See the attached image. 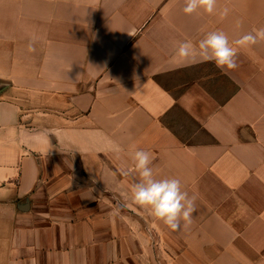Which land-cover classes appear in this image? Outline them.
<instances>
[{"label":"crops","instance_id":"0c3cea01","mask_svg":"<svg viewBox=\"0 0 264 264\" xmlns=\"http://www.w3.org/2000/svg\"><path fill=\"white\" fill-rule=\"evenodd\" d=\"M184 6L0 0V264H264V42L226 72L173 59L264 27V0ZM137 149L197 196L187 228L132 201Z\"/></svg>","mask_w":264,"mask_h":264},{"label":"clouds","instance_id":"9594fccd","mask_svg":"<svg viewBox=\"0 0 264 264\" xmlns=\"http://www.w3.org/2000/svg\"><path fill=\"white\" fill-rule=\"evenodd\" d=\"M183 12L186 15L217 14L218 0H184ZM230 9L224 7L219 10L221 19L229 15ZM242 21H237V26ZM37 37L32 36L27 45L28 51H35L34 44ZM264 42V27L254 28L234 41H229L228 35L222 30L208 32L198 42L186 39L179 43L173 57L177 61H191L192 63L214 62L222 72L238 68V54L241 48L255 46ZM134 171L139 179L131 187L132 201L145 208L156 220L162 222L172 231H180L192 223L196 212L195 194L189 195L182 190L178 178L157 179L154 175L152 162L154 156L145 150L137 149L131 153ZM128 175L127 171L122 173ZM120 209L114 210L119 214Z\"/></svg>","mask_w":264,"mask_h":264},{"label":"water","instance_id":"95a60500","mask_svg":"<svg viewBox=\"0 0 264 264\" xmlns=\"http://www.w3.org/2000/svg\"><path fill=\"white\" fill-rule=\"evenodd\" d=\"M29 203H30L29 200H27V201H26V204H29Z\"/></svg>","mask_w":264,"mask_h":264}]
</instances>
